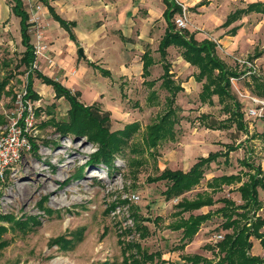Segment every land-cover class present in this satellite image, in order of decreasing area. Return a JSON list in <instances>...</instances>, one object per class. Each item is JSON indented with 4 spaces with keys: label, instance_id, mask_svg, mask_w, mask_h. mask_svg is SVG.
<instances>
[{
    "label": "rangeland",
    "instance_id": "obj_1",
    "mask_svg": "<svg viewBox=\"0 0 264 264\" xmlns=\"http://www.w3.org/2000/svg\"><path fill=\"white\" fill-rule=\"evenodd\" d=\"M82 1L85 6L72 12L79 23L74 29L77 42L42 2L25 1L34 20L31 41L36 43L41 33L47 45L37 66L80 91L85 105L98 103L109 115L104 127L118 144L108 165L97 160L96 141L58 132L47 119H67L70 104L36 74L33 87L39 98L21 99L27 84V70L19 66L25 46L20 19L7 16L13 1L5 0L0 19V132L14 120L30 114L33 118L19 158L0 170V264H134V259L137 264H190L181 258L187 251L178 248L182 229L173 228L190 213L179 214L178 201L207 190L215 175L239 173L244 181L253 167L264 171V95L254 89L257 82L264 87V13L236 14L226 23L232 13L264 0H177L187 7L183 29L198 40H214L225 67L236 72L229 76V94L234 96L229 100L217 92H202L197 66L175 45L168 48L167 60L171 78L182 89L173 97L162 85L164 60L158 47L167 26L162 0H148L150 7L141 6V0ZM38 3L42 8H36ZM147 50L155 59L148 76L142 60ZM92 63L109 69L111 76ZM251 107L258 114L250 115ZM236 111L243 113L244 128L227 120ZM213 123L229 125L209 127ZM216 151H228V156L212 161L200 184L178 197H166V179L153 180L165 168L188 171L200 156ZM241 183L225 184L213 194L214 204L193 211L215 212L201 224L189 252L219 261L215 236L226 230L217 209L223 197L243 203L237 190ZM257 190L261 207L248 210L250 222L255 216L264 219V189ZM137 215L144 218V233L137 231ZM249 239L250 252L264 258L260 239L255 233ZM150 253L155 254L152 259L147 258Z\"/></svg>",
    "mask_w": 264,
    "mask_h": 264
},
{
    "label": "trees",
    "instance_id": "obj_2",
    "mask_svg": "<svg viewBox=\"0 0 264 264\" xmlns=\"http://www.w3.org/2000/svg\"><path fill=\"white\" fill-rule=\"evenodd\" d=\"M40 1L47 6L52 17L59 22L60 26L69 33L70 38L77 42V37L73 31V27L77 25V21L67 20L60 16L55 10V7L50 4L49 0ZM163 2L165 3L163 16L167 20V26L165 33L160 40L158 50L164 60V79L162 85L169 89L170 96L175 97L178 90L182 89V87L177 85L174 79L171 78V63L167 60V55L169 53L168 48L171 45H175L181 48V54L184 59L197 66V79L203 81L202 92L208 90L207 92L211 91L219 93L221 97L226 95L228 100L234 98V96L229 94V76L231 74H236V72L228 70L225 67L223 59L216 52L217 43L214 40L207 38L198 40L195 38V35L189 33L188 30H184L183 28L179 29L174 23L175 19L173 20L172 18L175 13H182L183 8L181 3L179 4L177 0H163ZM12 9L13 12L20 17L21 41L25 46V50L19 62V66H25L27 70L26 93L23 96V101L26 102L28 99L39 98V95L35 92L33 87L36 74L43 83L53 87L56 97H63L68 100L70 104L68 110L69 117L67 119L59 120L51 117L50 119H47L48 122H50L55 129L64 136L75 137L76 135H84L91 140L96 141L99 146L97 160H101L109 165V157L112 156L114 148H116L115 146L118 144L115 141V138L112 137V133H109L107 127H104V124L109 122V115L101 109L98 103L85 105L79 99L81 95L80 91L72 90L58 79L45 74L38 67L34 66L36 54L34 44L31 41L30 26L32 23L30 22V13L27 11L21 0H13ZM250 11L264 13V3L261 1L249 3L246 8L237 10L229 15L226 23L235 20L236 14ZM142 60L144 74L148 76L150 74L149 67L155 63V59L150 51L147 50L143 53ZM93 65L97 66L96 64ZM97 68L103 75L111 76L109 69L101 66H97ZM5 84L6 83L1 84V88H3ZM254 89L257 94L264 95V87H262L259 82L254 85ZM232 102L234 103L235 100ZM228 105L229 101H226L225 106ZM240 105L241 104L237 103L238 107ZM228 107L230 108V106ZM207 116L208 114L202 115V118ZM23 118L20 120V124L22 125H24ZM227 120L230 122L236 121L238 126L244 128L243 113L241 111L234 112ZM228 125V123H213L208 126L212 128H220L227 127ZM25 134L27 135V132ZM32 146L35 147L34 144ZM228 147L230 150L236 149L233 145H229ZM223 155L228 156V151L210 152L207 156H200L188 171L165 168L161 173L156 175L153 180L166 179L168 181L167 188L164 191L166 197L169 199L178 197L200 184L205 175V167H208L212 161H217L218 158ZM246 164L249 163L246 162ZM249 165L251 166V164ZM253 170L254 171L248 173V179L244 181L239 173H223L215 175L207 181V190L197 192L193 198L183 196L182 199L178 201L176 205L179 207V214H182L184 211H190V214L187 217L181 216V218H179L180 220L173 225L174 229H182L183 242L178 248L184 249L186 244L191 242L193 237L199 231L201 224L211 218L215 212L209 211L207 213L194 214L193 211L205 205L214 204L216 199H214L213 194L222 190L225 184L231 185L237 182H242L238 185L237 190L241 193L243 203L237 204L234 200L223 197L220 200L223 201L224 204L217 209V211L223 213L225 217L221 225L222 229L226 230L223 239L216 242L218 250L222 253L219 261L215 262L212 259L196 253H184L181 256L183 260L188 261L191 264H263L264 258L262 256L250 252L252 242L249 238L252 233H255L264 247V232L261 231V228L264 227V219L260 216H255V220L250 222V217L248 215V210L250 208H255V206L261 207L257 188L261 186L264 189V171L260 166L253 167ZM80 173L81 172H79V174ZM136 219L137 222L139 219L141 220V222L136 224L137 231L142 233L146 232V225H142V220L144 218L137 215ZM147 220L151 219L148 218ZM248 224H250V226H248ZM154 255L155 254L153 253H150L149 255L147 254V258L152 259ZM136 261L137 259H134V264H137Z\"/></svg>",
    "mask_w": 264,
    "mask_h": 264
},
{
    "label": "built area",
    "instance_id": "obj_3",
    "mask_svg": "<svg viewBox=\"0 0 264 264\" xmlns=\"http://www.w3.org/2000/svg\"><path fill=\"white\" fill-rule=\"evenodd\" d=\"M23 3L31 2V0H21ZM182 5V13H179L178 16L175 18V22L178 27L183 28L186 26V16H187V7L184 3H181ZM36 8L40 9L42 8L41 4H36ZM30 21H34L31 19L30 15ZM34 44L35 54H36V61L34 63V66H37V58L38 56L44 55V52L47 48V45L43 43L42 34L38 33L36 37V43L32 41ZM47 62L49 66H53L55 64L54 59L47 55ZM26 93V89H25ZM22 94L21 99H23L24 94ZM256 101L261 102V100L254 98ZM263 108V107H262ZM250 115H256L258 114L255 107H251L249 109ZM23 118V117H22ZM22 118H19L17 120L12 121L3 131L0 132V170L4 169L6 166L10 165L13 161L17 160L20 156L21 148L29 141L26 139V129L29 124L32 123L33 114H30L27 116L24 121V125L20 124V120ZM223 234L218 233L215 236V241L223 239Z\"/></svg>",
    "mask_w": 264,
    "mask_h": 264
},
{
    "label": "crops",
    "instance_id": "obj_4",
    "mask_svg": "<svg viewBox=\"0 0 264 264\" xmlns=\"http://www.w3.org/2000/svg\"><path fill=\"white\" fill-rule=\"evenodd\" d=\"M4 1L5 0H0V19H1V17H2V15L5 13V7H6V5L4 4ZM13 1V0H12ZM38 1H40V0H38ZM142 2H141V6H148V7H150V6H152L149 2H148V0H141ZM41 2V1H40ZM49 2H50V4L51 5H53L54 7H55V10L57 11V13L60 15V16H62L63 18H65V19H67V20H76L77 21V17L74 15V13H72V12H76V11H78L79 10V8L78 7H82V6H85V3L82 1V0H49ZM162 2H163V0H162ZM161 2V5H162V14H163V11H164V9H165V7L163 6V3ZM13 4V3H12ZM44 5V4H43ZM164 5H165V3H164ZM44 7L48 10V8H47V6H45L44 5ZM157 7V6H156ZM14 16V17H16L17 19H20V17L19 16H17L14 12H13V9H12V5L10 6V8H9V15H7V16ZM53 18V17H52ZM54 19V18H53ZM55 20V19H54ZM20 21V20H19ZM56 21V20H55ZM56 23H58L59 24V22L58 21H56ZM78 21H77V25L76 26H74L73 27V31H74V33H75V35H76V32H75V28H77L78 27ZM60 25V24H59ZM63 28V27H62ZM64 29V28H63ZM76 37H77V35H76ZM69 38H70V36H69ZM70 40L71 41H74V40H72L71 38H70ZM78 40V39H77ZM59 81H61L60 79H59ZM62 82V81H61ZM63 83V82H62ZM207 185V184H206ZM201 213H204V212H201ZM190 214V213H189ZM192 242V241H191ZM191 242H188L187 244H186V246H185V251H187L186 253H188V254H195V253H191V252H189V247H190V243ZM182 258V257H181ZM209 258V257H208ZM190 263V262H189ZM191 264V263H190Z\"/></svg>",
    "mask_w": 264,
    "mask_h": 264
},
{
    "label": "water",
    "instance_id": "obj_5",
    "mask_svg": "<svg viewBox=\"0 0 264 264\" xmlns=\"http://www.w3.org/2000/svg\"><path fill=\"white\" fill-rule=\"evenodd\" d=\"M79 53H80L82 56H84V49H83V47H80V48H79Z\"/></svg>",
    "mask_w": 264,
    "mask_h": 264
}]
</instances>
